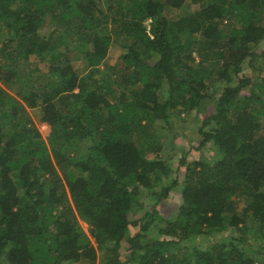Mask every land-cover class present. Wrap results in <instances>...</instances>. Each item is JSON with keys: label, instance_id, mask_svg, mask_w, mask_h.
<instances>
[{"label": "trees", "instance_id": "trees-1", "mask_svg": "<svg viewBox=\"0 0 264 264\" xmlns=\"http://www.w3.org/2000/svg\"><path fill=\"white\" fill-rule=\"evenodd\" d=\"M189 2L0 0V264H255L242 245L248 223L264 231V0ZM110 28L118 67L104 63ZM29 58L47 68L39 90L16 71ZM180 106L200 120L197 158L172 179L142 146ZM180 172L174 219L157 227Z\"/></svg>", "mask_w": 264, "mask_h": 264}, {"label": "rangeland", "instance_id": "rangeland-1", "mask_svg": "<svg viewBox=\"0 0 264 264\" xmlns=\"http://www.w3.org/2000/svg\"><path fill=\"white\" fill-rule=\"evenodd\" d=\"M121 1V0H117ZM189 0H186V5L188 6ZM196 5H190V9H195ZM55 18L46 17L45 22L43 26H49L53 24V20ZM227 24V20L223 22V25H221V28H225ZM116 28H110V33L112 37V41L110 44V49L107 55V58H105L104 63L108 65L116 66L118 64V56L122 52V39L121 36L117 33ZM8 37V33H5L4 30L0 32V50L2 49V43L3 41ZM81 37H79L80 39ZM79 57V55H78ZM195 57V62L198 61V57ZM6 55L4 56L0 52V65L6 61ZM77 66L79 69H84L86 66L85 61L81 60L79 58V63H77ZM118 67V65L116 66ZM87 68V67H86ZM255 68L261 73V76L264 75V59H259L255 62ZM46 66L41 64L37 61V59L29 58L27 61H20L16 71L17 74L20 76L22 81H25V77H29L30 81L26 83L28 86V89L30 91L39 90L38 88L41 87L42 84V74L46 72ZM83 73H86L85 71ZM241 74H248L253 75V72L250 68L243 66V70L241 71ZM15 90H11L10 94H14ZM166 90L163 88L160 98H165ZM26 110V117L27 120V126L29 127H35L38 132L40 133L41 138L45 143L49 142V130H46L44 126L41 123V113L40 108L37 106L36 108H29L25 104H23ZM177 112V113H176ZM175 116H173L170 120V124H166L163 122H157L154 123L152 126V132L154 134L155 141H152L148 143V145H143V149L149 153V158L151 159H160L163 160L166 165H169L171 167V175L170 178L173 179L175 173V169L177 168L179 161L181 158L187 157L188 161L191 159L197 158L196 152H190L189 148L191 146H196L197 144V128L199 127L200 120L197 118L194 119V114L188 112V110L183 109L182 106L176 109ZM136 138V135L133 136ZM135 140V139H134ZM88 139H84L81 142V145L89 146ZM207 151V148H206ZM208 152V151H207ZM177 184L175 187H172L164 200L156 206L157 212L160 215L161 221H159L157 224V227L163 226L167 221H172L174 219V216L176 214V208L180 202V185H181V172L176 174ZM171 179V180H172ZM171 183V181L167 180L162 184ZM264 187V186H263ZM163 189V186H159V188H155L157 191H161ZM153 191V192H154ZM153 192L151 195H153ZM148 195L147 193L142 192V194H139L138 199H140V202L144 205H150L154 201V197ZM234 204L236 206V212L238 214H242V209L244 208L246 199L245 197L241 196H233ZM79 225L82 228V230L85 232L86 235L89 237V230L88 225L85 224L82 221H79ZM244 239L245 244L242 245L244 248V251L246 254H249L253 257L255 264H264V255L262 254L259 246L263 245L264 243V231L260 232V229L256 228L254 223H248L247 229L244 230ZM258 231V232H257ZM136 232V231H134ZM89 240L93 241L92 238L89 237ZM94 264H100V259L98 258L97 261H95Z\"/></svg>", "mask_w": 264, "mask_h": 264}]
</instances>
